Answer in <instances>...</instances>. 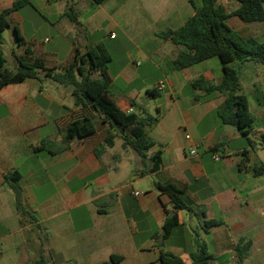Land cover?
Here are the masks:
<instances>
[{
  "label": "crops",
  "instance_id": "0c3cea01",
  "mask_svg": "<svg viewBox=\"0 0 264 264\" xmlns=\"http://www.w3.org/2000/svg\"><path fill=\"white\" fill-rule=\"evenodd\" d=\"M16 1L0 0V11ZM29 1L38 14L44 12V24L27 29L19 11L10 17L8 30L15 33L18 26L48 68L69 65L77 51L105 49L111 57L107 70L111 96L136 102L135 112L145 110L160 117L147 131L155 142L149 155L162 151L163 167L147 173L140 156L123 147L122 137L109 123L95 110L76 106L72 86L59 85L41 72L39 79L4 87L0 90V264H29L41 253L53 264H103L115 254L124 257L122 264H162L161 255L167 252L193 264L197 239L216 256L211 264L229 254L240 264L236 246L241 239L251 240L250 255L243 263L250 264L253 251L264 247V176L255 177L246 167L263 148L259 137L264 113L244 136L220 119L224 96L196 99L205 95L191 86L196 79L203 77L215 85L224 81L220 59L178 70L174 60L185 47L159 36L181 28L194 16L189 0ZM218 3L229 13L238 7L235 0ZM69 13L78 16V26ZM228 24L242 37L264 42V22L246 23L231 16ZM119 34L124 43L118 41ZM25 48L18 43L14 49L13 70ZM121 49L124 60L117 67ZM262 81V69L253 63L243 66L241 82L248 98L257 87L263 89ZM160 83L164 90L158 88ZM152 90L154 95L149 94ZM152 97L156 114L149 104ZM85 117L94 119L95 133L77 137L65 147L67 126ZM110 134L117 136L112 147L106 145ZM196 141L204 145L194 157L190 148ZM216 153L220 161L213 159ZM8 175L19 177L29 216L17 210ZM158 183L179 187L185 203L199 210L198 214L178 211L179 225L168 238L163 237L166 211L176 210ZM201 211L225 225L206 232Z\"/></svg>",
  "mask_w": 264,
  "mask_h": 264
},
{
  "label": "trees",
  "instance_id": "16d2710c",
  "mask_svg": "<svg viewBox=\"0 0 264 264\" xmlns=\"http://www.w3.org/2000/svg\"><path fill=\"white\" fill-rule=\"evenodd\" d=\"M98 4L105 0H95ZM238 7L229 13L226 8L218 3V0H202L198 4L197 0H189L195 10L184 26L176 30H168L159 33V36L169 40L175 46L185 47L180 52L174 64L178 70H184L202 63L206 60L218 57L222 63L224 71V81L220 85H215L200 77L192 82L194 89L205 91V95H196L198 101L205 100L214 95L225 97L224 103L218 109V115L224 124L237 127L241 134L248 136L259 122L250 110V100L243 92L241 82V71L246 63H253L257 69L263 71V81L261 87L254 91V98L258 106L264 109V42H259L254 38H244L237 31L230 27L228 19L237 16L246 23L264 22V0H235ZM26 5H31L29 0H17L12 7L0 11V90L12 84L23 83L29 79H39V74L44 72L46 78L53 82L74 88L73 95L75 104L78 107L95 110L103 122L109 123L116 134L122 137L123 147L134 150L147 167L149 174L158 172L163 167L162 151L149 155L155 146L154 140L150 137L147 129L159 122V115L154 116L144 110V113L135 112L134 108L139 107L136 102L116 100L110 94L111 78L107 74L111 57L102 47L94 48L84 54L76 52L74 60L65 67L48 68L45 61L38 57L34 50L27 45L21 36L18 26H15L17 41L21 46H26L25 54L17 57L18 68L13 70L7 65L3 45V34L12 28L10 17L19 12ZM71 22L78 26V16L69 13ZM155 90L149 91L154 95ZM160 114V113H159ZM264 127V115L261 119ZM260 121V122H261ZM95 133L94 119L85 117L69 123L65 131V147L77 137L87 138ZM117 136L110 134L106 139V145L114 146ZM250 146L253 141L248 137ZM259 145L264 148V131L260 134ZM65 147H62L64 149ZM98 157L100 154L96 151ZM248 170L255 177L264 176V161L259 158L251 165H247ZM15 194L17 210L24 216H29L23 203V190L19 184L18 176L8 175L6 177ZM161 193L168 195L176 210H167L163 226V237L168 238L174 229L179 225L177 212L187 210L199 213V210L191 207L182 199L184 191L172 184H157ZM199 217L202 227L206 232L212 228L224 226L223 220L208 219L205 212L201 211ZM253 242L241 239L236 252L239 263L243 264L250 255ZM44 252V251H42ZM193 264H211L216 260V256L211 253L207 243L197 239V251L192 254ZM122 255H112L110 260L103 264H122ZM162 264H185L181 258L172 253L161 255ZM29 264H53L50 257L41 253L40 257Z\"/></svg>",
  "mask_w": 264,
  "mask_h": 264
},
{
  "label": "rangeland",
  "instance_id": "374dc122",
  "mask_svg": "<svg viewBox=\"0 0 264 264\" xmlns=\"http://www.w3.org/2000/svg\"><path fill=\"white\" fill-rule=\"evenodd\" d=\"M19 11L26 18V22L24 25L27 29L30 28L31 24H34L36 26L44 24V18L41 16V14H44L43 11H41V14H38L35 11V8L31 5L23 6ZM119 35H120V37H119L118 41L121 40V41H123L122 43H124L125 38H123L121 34H119ZM3 38H4L3 50H4L6 58L9 61L8 66H9V68L14 69L15 67L12 63V62H14L13 51H14V49H16L18 47V41H17L16 34L14 32L11 33L10 30H6L3 34ZM126 46L129 47V45H127V43H126ZM119 52H120V54L117 55L116 62H115V66H117V67H119V65L124 60L123 49H121ZM122 82L123 81H119L118 84L120 86H122L123 85ZM249 100H250V110H251V113L253 114V116H255V117L261 116V112L264 113V109L261 108L260 106H258L253 95H249ZM149 104H151L152 113L156 114V112H155L156 101H155V99H153V97L149 99ZM257 155H258V158H260V160L264 161V148L259 147L257 150ZM263 179H264V177H263ZM174 241L176 243L180 242V240H178V238H175ZM5 257H6V255H5ZM250 259H251L250 264H264V247H263V245H261V247L256 248L255 251H253L252 255L250 256ZM225 262H228V264H237V263L232 261L231 254L223 257L221 260H219L217 262V264H219V263L223 264Z\"/></svg>",
  "mask_w": 264,
  "mask_h": 264
},
{
  "label": "built area",
  "instance_id": "2783aa9c",
  "mask_svg": "<svg viewBox=\"0 0 264 264\" xmlns=\"http://www.w3.org/2000/svg\"><path fill=\"white\" fill-rule=\"evenodd\" d=\"M158 88L160 89V90H164L165 89V84L164 83H160L159 84V86H158ZM187 139L189 140V141H192V137L190 136V135H187ZM203 145H204V142L203 141H196V142H193L192 143V146H191V148H190V154H191V156H194V157H197L198 155H199V150L203 147ZM213 159L215 160V161H220L221 159H222V157H221V155L220 154H218V153H216L214 156H213ZM140 193H135V195L136 196H138ZM2 251L0 250V253H1Z\"/></svg>",
  "mask_w": 264,
  "mask_h": 264
}]
</instances>
